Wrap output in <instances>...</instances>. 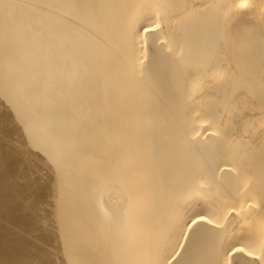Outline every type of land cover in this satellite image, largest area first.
<instances>
[{
    "label": "bare ground",
    "instance_id": "obj_1",
    "mask_svg": "<svg viewBox=\"0 0 264 264\" xmlns=\"http://www.w3.org/2000/svg\"><path fill=\"white\" fill-rule=\"evenodd\" d=\"M250 94L264 0H0V264H264ZM21 161L43 178L25 215Z\"/></svg>",
    "mask_w": 264,
    "mask_h": 264
},
{
    "label": "snow or ice",
    "instance_id": "obj_2",
    "mask_svg": "<svg viewBox=\"0 0 264 264\" xmlns=\"http://www.w3.org/2000/svg\"><path fill=\"white\" fill-rule=\"evenodd\" d=\"M159 24H155L154 27H159ZM153 29L150 27H144L143 31L148 33ZM20 166L23 168V176L21 179L25 182L20 185V188L17 189V194L12 198L9 211L18 215H25L32 212H38V192L42 185V175L38 171L37 168L30 167L29 164L25 161L20 162ZM20 189H24L29 192V196H25L23 191ZM3 211V204L0 203V212ZM204 217L197 215L195 218L191 219V222L186 224V227L190 229V231L195 234V228L193 225H197L199 220H203ZM212 223V221H208ZM27 239V238H25ZM185 239H188L185 236ZM238 254L245 256H254L255 253L252 249L248 248L246 245L241 246H232L230 249H225L223 251L222 256L215 261V264H241V261L236 257ZM251 264V262H248Z\"/></svg>",
    "mask_w": 264,
    "mask_h": 264
},
{
    "label": "rangeland",
    "instance_id": "obj_3",
    "mask_svg": "<svg viewBox=\"0 0 264 264\" xmlns=\"http://www.w3.org/2000/svg\"><path fill=\"white\" fill-rule=\"evenodd\" d=\"M239 104H242V106H254V108L260 112H264V104L262 102H259L258 99L253 96L252 94L246 95L243 98L238 99ZM237 110V109H236Z\"/></svg>",
    "mask_w": 264,
    "mask_h": 264
}]
</instances>
